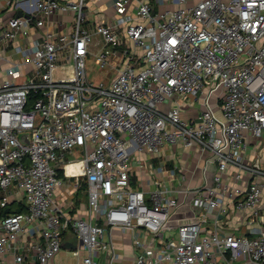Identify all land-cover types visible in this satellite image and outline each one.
Segmentation results:
<instances>
[{"label":"built area","instance_id":"2783aa9c","mask_svg":"<svg viewBox=\"0 0 264 264\" xmlns=\"http://www.w3.org/2000/svg\"><path fill=\"white\" fill-rule=\"evenodd\" d=\"M175 1L179 9L156 12L145 0H115L113 22L91 26L87 0H0L12 11L0 21V206L14 187L28 203L2 219L0 257L24 264L20 234L31 227L43 237L31 245L37 264H51L72 229L74 255L84 250V264H96L103 220L133 236L134 264H264V166L247 157L264 138V0ZM57 14L72 18L56 23ZM90 57L114 74L108 85L89 77ZM190 97L203 106L197 119L182 115L178 100ZM175 144L212 154L210 185L183 189L174 169L153 162ZM71 179L87 185L89 218L63 220L54 204ZM181 198L196 218L164 239ZM231 208L250 210L260 229L205 231L210 214L218 223Z\"/></svg>","mask_w":264,"mask_h":264},{"label":"crops","instance_id":"0c3cea01","mask_svg":"<svg viewBox=\"0 0 264 264\" xmlns=\"http://www.w3.org/2000/svg\"><path fill=\"white\" fill-rule=\"evenodd\" d=\"M86 14L89 24L94 26L98 23H112L115 17L114 1L115 0H87ZM151 4L154 11L162 12L164 10H177L182 4L171 0L170 2L161 3L162 0H145ZM200 0H186L185 5H195ZM137 2H132L128 15L135 18V9ZM4 4L0 2V21L7 20L11 15V10L4 9ZM65 18V20H62ZM71 14H57L54 17L56 23L61 21H68L71 19ZM98 41V39H97ZM100 42V40L98 41ZM178 102L181 105L182 115L186 119H197L200 117L203 110L202 104L190 97L187 99H180ZM176 103L175 100L163 103L162 108L168 111ZM247 157L250 163H257L264 166V138L252 142L251 147L247 150ZM153 162L157 165L164 164L168 169H174L176 172L175 184L181 188H196L201 186H208L211 183V178L216 170V163L213 156L209 152H202L197 147L187 148L182 144H175L172 146H165L160 156H154ZM72 169L75 166H70ZM139 175L132 177L133 185L138 186L139 178H146L144 173L136 171ZM137 178V179H136ZM248 178V177H247ZM75 180H66L65 185L55 192L54 204L58 206L63 214V220L69 218H89L91 216L88 205V188L82 182L81 188H76ZM4 193L0 190V202L2 201ZM189 199L181 198L182 205L174 214L170 225L161 232V237L164 239L177 238V228L182 222H190L195 220V211L189 203ZM231 204V201H228ZM28 203L23 192L14 187L11 189L10 200L7 207L4 209L0 206V224L6 215L26 213ZM233 205V202L231 206ZM264 209V200L262 204ZM251 211L244 210L237 212L231 208L228 215L221 216L217 223L216 214H210L208 222L205 225V231L212 232L216 229L222 233L244 234L249 237L254 235L253 232L260 229L258 224H250ZM104 228V235L102 237L103 249L96 258V264H134L135 257L139 252L134 243L133 236L126 232L123 228L118 226H106L103 220H100ZM29 231L20 234V242L25 245L24 250V264H37V257L31 245L34 243L43 242V237L37 231ZM142 236L146 240L152 237L145 231H141ZM79 241L72 229L66 230L62 235L61 251L54 257L51 264H84V258L87 253L82 250L80 258L74 255V252L79 248ZM31 248V249H30ZM0 264H16L15 255L7 254L0 257ZM219 264H226L225 259L220 258ZM233 264H256L243 260L235 261Z\"/></svg>","mask_w":264,"mask_h":264},{"label":"rangeland","instance_id":"374dc122","mask_svg":"<svg viewBox=\"0 0 264 264\" xmlns=\"http://www.w3.org/2000/svg\"><path fill=\"white\" fill-rule=\"evenodd\" d=\"M62 20H65V18H62ZM144 53H145V50L140 49L138 52V55H143ZM87 63H88L89 77L92 79L93 82L98 83V84L99 83H105L106 85H108L110 83L114 74L104 75L103 72L100 71V67H98L94 63L93 57H90L88 59Z\"/></svg>","mask_w":264,"mask_h":264},{"label":"water","instance_id":"95a60500","mask_svg":"<svg viewBox=\"0 0 264 264\" xmlns=\"http://www.w3.org/2000/svg\"><path fill=\"white\" fill-rule=\"evenodd\" d=\"M22 140L25 141V142H27L28 141V136L27 135L23 136L22 137Z\"/></svg>","mask_w":264,"mask_h":264},{"label":"bare ground","instance_id":"6f19581e","mask_svg":"<svg viewBox=\"0 0 264 264\" xmlns=\"http://www.w3.org/2000/svg\"><path fill=\"white\" fill-rule=\"evenodd\" d=\"M68 169H69V170H72V168H71L70 166L68 167Z\"/></svg>","mask_w":264,"mask_h":264},{"label":"trees","instance_id":"16d2710c","mask_svg":"<svg viewBox=\"0 0 264 264\" xmlns=\"http://www.w3.org/2000/svg\"><path fill=\"white\" fill-rule=\"evenodd\" d=\"M5 209V208H4Z\"/></svg>","mask_w":264,"mask_h":264}]
</instances>
